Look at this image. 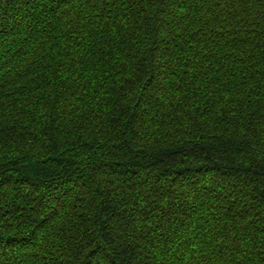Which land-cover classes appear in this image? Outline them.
<instances>
[{
    "label": "trees",
    "instance_id": "trees-1",
    "mask_svg": "<svg viewBox=\"0 0 264 264\" xmlns=\"http://www.w3.org/2000/svg\"><path fill=\"white\" fill-rule=\"evenodd\" d=\"M0 264H264V0H0Z\"/></svg>",
    "mask_w": 264,
    "mask_h": 264
}]
</instances>
